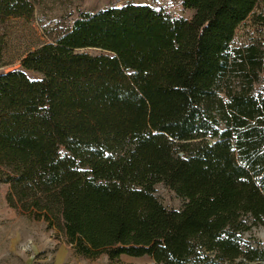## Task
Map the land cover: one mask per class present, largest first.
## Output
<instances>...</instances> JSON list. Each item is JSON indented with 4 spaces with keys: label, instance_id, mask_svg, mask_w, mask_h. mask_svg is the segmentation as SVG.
I'll use <instances>...</instances> for the list:
<instances>
[{
    "label": "trees",
    "instance_id": "obj_1",
    "mask_svg": "<svg viewBox=\"0 0 264 264\" xmlns=\"http://www.w3.org/2000/svg\"><path fill=\"white\" fill-rule=\"evenodd\" d=\"M179 1L190 20L133 3L81 13L0 74L6 204L82 259L264 261L238 239L246 218L264 225V49L234 44L259 0ZM33 13L0 0V23Z\"/></svg>",
    "mask_w": 264,
    "mask_h": 264
},
{
    "label": "rangeland",
    "instance_id": "obj_2",
    "mask_svg": "<svg viewBox=\"0 0 264 264\" xmlns=\"http://www.w3.org/2000/svg\"><path fill=\"white\" fill-rule=\"evenodd\" d=\"M34 13L30 21L22 18L0 23V74L20 69V60L28 52L52 42L65 33L81 13H93L108 6L120 7L126 3L150 5L172 17L190 20L194 12L185 9L179 0H33ZM254 43L264 49V0L235 32L234 44ZM90 54L98 51L88 49ZM31 79H41L32 71H25ZM7 184L0 183V264H110L106 256L97 260L78 257L56 229L47 228L43 221H29L9 208L5 196ZM154 195L168 209H180L185 201L164 184H157ZM245 222L248 231L238 235L241 248L264 249V225ZM119 264H154L147 256H121ZM223 264H264L246 262L243 258Z\"/></svg>",
    "mask_w": 264,
    "mask_h": 264
}]
</instances>
